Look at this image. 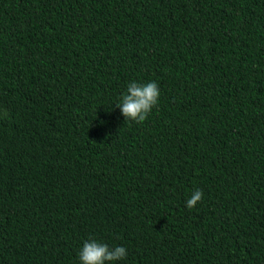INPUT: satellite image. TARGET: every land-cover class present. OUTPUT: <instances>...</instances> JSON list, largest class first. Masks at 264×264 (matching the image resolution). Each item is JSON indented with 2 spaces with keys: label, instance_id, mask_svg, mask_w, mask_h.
Instances as JSON below:
<instances>
[{
  "label": "trees",
  "instance_id": "trees-1",
  "mask_svg": "<svg viewBox=\"0 0 264 264\" xmlns=\"http://www.w3.org/2000/svg\"><path fill=\"white\" fill-rule=\"evenodd\" d=\"M133 81L160 91L139 124ZM89 238L127 249L106 264H264V0H0V264Z\"/></svg>",
  "mask_w": 264,
  "mask_h": 264
},
{
  "label": "clouds",
  "instance_id": "clouds-1",
  "mask_svg": "<svg viewBox=\"0 0 264 264\" xmlns=\"http://www.w3.org/2000/svg\"><path fill=\"white\" fill-rule=\"evenodd\" d=\"M160 96L159 86L155 81L146 84L135 81L128 84L126 92L116 105L126 121L143 123L148 118L152 109L157 106ZM203 192L195 190L187 200V207L192 209L201 201ZM127 256V249L123 246L109 247L94 238L86 240L79 253L81 264H106L122 260Z\"/></svg>",
  "mask_w": 264,
  "mask_h": 264
}]
</instances>
